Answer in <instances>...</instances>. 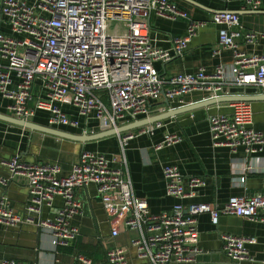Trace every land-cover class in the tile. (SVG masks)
<instances>
[{
    "label": "built area",
    "instance_id": "1",
    "mask_svg": "<svg viewBox=\"0 0 264 264\" xmlns=\"http://www.w3.org/2000/svg\"><path fill=\"white\" fill-rule=\"evenodd\" d=\"M241 1L251 9L261 5V0ZM152 12L170 20H185L186 33L172 37L169 48L157 46L145 28ZM0 20L7 26V31L0 30V59L5 61V66H0V96L8 100L4 108L9 115L18 119L32 121L38 111H43L47 126L92 133L101 125L116 128L154 115L162 96L173 103L192 91L207 92L214 98L226 87H256L264 93V54L240 48L264 39V29H245L235 11L215 10L208 20H200L171 0H0ZM208 23L218 27L217 47L212 54L217 55L220 48L230 49L231 62L217 64L211 72L199 67L161 76L155 63L182 56L190 39ZM231 107V113L209 116L211 143L232 152L242 147L247 157L254 156L264 147V134L253 127L251 101H232ZM162 127V121H156L118 136L125 143ZM181 138L166 132L154 148ZM0 164L9 172L8 177L0 174L2 188L22 176L28 190L22 213L11 207L5 193L0 194L2 227L34 224L48 232L53 248L69 246L79 232L71 219L83 214L76 193L94 185L111 235L117 236L120 229L137 232L129 245L107 249L101 261L75 254L76 264H130L129 247L148 264L189 263L201 253L199 215L209 213L213 223L219 215L264 223V194L260 192L231 197L221 207L183 203L196 195L204 181L198 176H184L171 164L162 167L165 193L177 201L158 214L150 213L147 201L133 194L123 161L115 156L108 158L83 149L66 174L58 163L25 162L19 153ZM244 170L253 172L254 168L248 165ZM240 180L243 183L244 177ZM56 198H60L61 207L53 215L42 217L43 206L51 207ZM221 240L229 260L253 261L247 246L257 243L254 236L222 233ZM0 264L33 263L4 258Z\"/></svg>",
    "mask_w": 264,
    "mask_h": 264
},
{
    "label": "crops",
    "instance_id": "2",
    "mask_svg": "<svg viewBox=\"0 0 264 264\" xmlns=\"http://www.w3.org/2000/svg\"><path fill=\"white\" fill-rule=\"evenodd\" d=\"M171 1L194 19L208 20L215 10L225 9L237 12L245 29L257 31L264 29V0H261L258 9H251L241 0H230L228 3L219 0H192L198 5L187 0ZM145 28L157 46L169 48L172 37L186 33L187 23L183 19L170 20L152 12L145 20ZM217 29L215 24L208 23L190 39L182 56L166 63H155L160 75L166 78L177 73L195 71L199 67L211 72L217 64L230 63L232 60L230 49L220 48L217 55L212 54V50L217 47ZM0 30L7 31V26L2 20ZM240 48L248 53L264 54V39H258L250 46L242 44ZM0 66H5V61L0 59ZM13 80L16 81L14 76ZM211 98L210 93L192 91L183 95L180 102L165 103L166 99L162 96L154 115ZM7 102L8 100L0 96V112L9 114L4 108ZM251 109L254 129L264 134V101H251ZM231 111V102L201 107L162 120L163 127L156 129L151 135L138 134L125 143H121L120 136H112L88 143L84 149L101 152L108 158L115 156L117 161H123L122 166L131 181L133 194L147 201L152 214L168 211L177 201L165 193L162 167L169 164L175 165L184 176H198L204 181V185L196 189V195L184 199L183 203L203 202L221 207L234 196H251L259 192L264 194V147L256 155L247 157L242 147L232 152L228 147L213 146L211 143L208 131L209 116L217 113L228 114ZM166 132L179 134L182 138L177 143L155 149L154 146L162 141ZM27 133L22 128L0 121V156L12 157V153L16 152L21 154L22 160L26 162L23 152L28 149ZM59 153L62 173L66 174L76 156L62 150H59ZM248 165L254 168L253 172L244 170ZM3 167L0 164L1 175L5 173ZM241 177H244L243 183ZM14 182L18 186L8 190V201L16 212L22 213L28 199L23 188L26 187L25 178L18 177ZM10 184L11 182L8 186ZM76 197L82 203L83 214L71 219V224L76 226L79 232L69 246L53 248L47 231L39 227L36 229V225L23 226L17 231L0 233V258L10 257L33 264H76L74 255L77 253L84 254L93 261H101L107 249L127 245L132 234L120 229L117 236L111 235L107 214L103 207L97 205L99 201L94 185L79 189ZM60 207L61 200L56 198L51 207L43 206L41 216L53 215ZM85 212L88 214L84 215ZM5 228L0 226V229ZM197 230L201 253L195 255L194 260L188 264H262L259 260L253 262L229 260L222 249L221 234L227 232L250 235L257 241H262L264 223L246 221L233 215H219L217 222L213 223L209 213H203L198 217ZM248 246L253 259L262 257L259 243ZM127 256L130 264H148L136 258L134 251L130 249Z\"/></svg>",
    "mask_w": 264,
    "mask_h": 264
},
{
    "label": "water",
    "instance_id": "3",
    "mask_svg": "<svg viewBox=\"0 0 264 264\" xmlns=\"http://www.w3.org/2000/svg\"><path fill=\"white\" fill-rule=\"evenodd\" d=\"M190 3L194 5L196 4L195 1L187 0ZM237 100H246V101H257L261 100L264 101V93L260 92L258 88L256 87H226L222 90L221 94L217 97L202 101L200 103H195L192 105H189L187 107H181V108H175L170 109L164 112L157 113L155 115H151L149 117H144L141 119H135L133 121H130L125 124H121L114 127H108L105 125H101L100 128L92 133H77L72 131L64 130L60 127H50L47 125L39 124L31 120H24V119H18L13 117L12 115L5 114L0 112V121L7 123L12 126H16L19 128H22L26 130L28 133V149L25 150L24 155L26 156V162H36V161H42V162H49V163H58L62 167L61 163V153H59V150L66 151L68 153H74L75 154V160L71 164L74 165L78 161L79 153L84 149L85 144L99 141L108 137L112 136H118L123 133L142 128L146 125L152 124L156 121H162L167 118H174L177 115L190 112L192 110L201 108V107H208L211 105H215L218 103L223 102H232ZM165 103H168L165 100ZM41 157H39V153ZM16 152L12 153L14 155ZM38 155V157H37ZM10 156L2 157L0 156V162L2 160L9 159ZM5 173L2 175L4 177L9 176L8 169L6 167H3ZM14 186H18L14 181L11 182V184L7 188L0 187V194L5 193L7 198L8 197V190H11L14 188ZM26 190V195L28 197V190L26 187H23ZM99 207L102 205L99 203L97 204ZM88 213H84V215H87ZM247 221V220H246ZM23 226H35L34 224H26L22 223L15 227H6L5 229H0V233L10 232V231H17ZM39 226H35L36 229ZM220 232V231H218ZM227 233V232H225ZM130 234L133 236L137 235L136 231H130ZM257 243L260 244L262 249V257L255 258L253 261H260L262 264H264V250H263V244L264 239L262 241H257ZM129 245V242L127 243ZM200 246V245H199ZM249 246H247L248 248ZM131 251H134L135 248L129 247ZM8 258L12 259L10 257H2L1 259ZM137 258V257H136ZM143 261L147 262V260L142 259ZM252 261V262H253ZM251 262V261H248ZM173 264H188V263H173ZM246 264V263H242Z\"/></svg>",
    "mask_w": 264,
    "mask_h": 264
},
{
    "label": "trees",
    "instance_id": "4",
    "mask_svg": "<svg viewBox=\"0 0 264 264\" xmlns=\"http://www.w3.org/2000/svg\"><path fill=\"white\" fill-rule=\"evenodd\" d=\"M33 121L36 122V123H39V124L47 125L46 113L43 112V111H38L36 113V116L34 117ZM60 128H63V129L66 128L67 131L77 132L76 130H73V129L68 128V127H60Z\"/></svg>",
    "mask_w": 264,
    "mask_h": 264
}]
</instances>
